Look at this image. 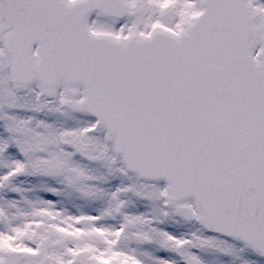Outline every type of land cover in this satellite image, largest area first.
Returning a JSON list of instances; mask_svg holds the SVG:
<instances>
[{"label": "snow or ice", "instance_id": "1", "mask_svg": "<svg viewBox=\"0 0 264 264\" xmlns=\"http://www.w3.org/2000/svg\"><path fill=\"white\" fill-rule=\"evenodd\" d=\"M0 264H264V0H0Z\"/></svg>", "mask_w": 264, "mask_h": 264}]
</instances>
